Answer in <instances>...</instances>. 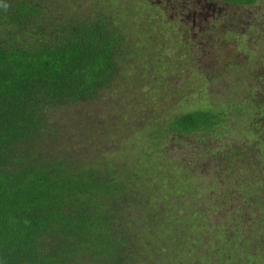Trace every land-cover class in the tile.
<instances>
[{"label":"trees","instance_id":"trees-1","mask_svg":"<svg viewBox=\"0 0 264 264\" xmlns=\"http://www.w3.org/2000/svg\"><path fill=\"white\" fill-rule=\"evenodd\" d=\"M224 1L250 7L259 0ZM68 11L64 0H0V264H187L179 227L186 212L203 216L201 204L184 211L160 200L163 186L76 150L53 121L57 109L94 101L112 85L124 44L106 13ZM223 124L221 113L196 110L167 122L159 136L211 147ZM248 132L253 141L220 145L224 152L212 157L232 169L223 203L241 197L257 215L264 212V125L251 122ZM255 218L254 231L239 218L233 248L264 230V216ZM163 228L171 237L158 243Z\"/></svg>","mask_w":264,"mask_h":264},{"label":"rangeland","instance_id":"rangeland-1","mask_svg":"<svg viewBox=\"0 0 264 264\" xmlns=\"http://www.w3.org/2000/svg\"><path fill=\"white\" fill-rule=\"evenodd\" d=\"M64 2L71 15H109L124 44L112 85L94 101L57 109L53 121L76 150L142 172L153 188L163 186L160 200L184 211L201 204L203 216L186 212L188 223L179 227L187 264H264V244H258L264 230L248 235L241 249L233 248L240 236H232L246 218L254 231L255 217L264 212H249L241 197L223 203L232 169L212 157L224 152L220 145L253 141L251 122L264 125V0L250 7L224 0ZM196 110L223 115L211 147L159 136L167 122ZM231 203H238L233 216ZM159 236L158 243L167 241L170 228Z\"/></svg>","mask_w":264,"mask_h":264}]
</instances>
